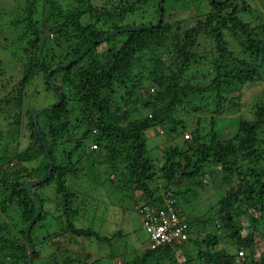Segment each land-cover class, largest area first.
I'll list each match as a JSON object with an SVG mask.
<instances>
[{
  "label": "trees",
  "instance_id": "1",
  "mask_svg": "<svg viewBox=\"0 0 264 264\" xmlns=\"http://www.w3.org/2000/svg\"><path fill=\"white\" fill-rule=\"evenodd\" d=\"M201 1L71 0L64 7L57 0H46L38 12L36 1L26 0L18 7L8 23L9 34L3 31L9 35L3 38L4 47L7 41L18 46L23 69L16 88L0 97V113L11 108L16 111L11 122L14 129H0V212L12 208L22 227L18 230L20 242L7 245L9 253L3 254L0 264H28L24 231L36 203L24 185L45 177L46 155L51 167L49 177L30 188L41 212L28 230L32 249L29 264H37L41 246L43 253H51L45 257L47 264H90V251L78 246L77 237L108 244L110 238L121 237L118 231L100 236L73 222L80 213L75 205L82 192L77 182L86 175L92 178L93 173L101 179L102 187L112 192L122 191L123 186L139 192L134 204L138 216L142 206H154L171 195L173 210L187 222L186 242L177 246H192L194 260L179 263L172 253L176 244L154 245L150 241L132 256L134 259L121 264H264V241L260 251L262 234L256 228L258 218L264 217V171L255 172L251 167L264 163V101L254 107L251 120H238L231 136L223 141L214 127L224 110L237 106L234 93L239 94L240 87L255 83L264 74V23L244 21L238 12L245 13L247 8L236 9L234 0H205L206 5ZM47 33L52 35L51 40ZM201 45L205 50L198 52ZM201 67L208 69L202 73ZM31 74L42 77L43 91L54 100L34 118L37 109L27 110L26 127L22 129V117L16 109L22 103L20 94L31 83ZM194 99L202 102L203 111L209 110L210 101L212 114L193 116L203 113ZM178 111L181 116L175 119ZM190 117L196 125L201 118L207 119L208 130L202 133L193 128L182 145L167 146L154 169L146 158L144 131L161 128L164 120L172 121L171 133L183 131ZM75 131H80V137L74 140ZM20 133H26V139L19 137ZM86 142L96 148L91 149ZM66 144L73 146L69 151L59 150ZM86 146L89 153L83 150ZM235 157L248 163L249 179L241 177L239 168H233ZM10 158L17 159L12 171L1 165ZM18 162L28 164L23 166L24 176L15 168ZM82 162L96 170L92 176L87 166L80 165ZM96 164L103 169L95 168ZM206 164L219 168L228 184L232 176L237 177L217 209L216 219L227 234H199L200 230L193 228L178 209V198L183 202V190ZM154 179L162 185L152 190L149 186ZM45 186L57 195L55 212L45 211L44 199L36 193ZM241 217L251 219V225L244 227ZM44 222L49 231L44 230L39 237L36 229H43ZM4 226L0 224V231ZM220 238L225 246L219 249L216 245L221 244ZM239 249L242 257L237 254ZM255 252L258 262L253 257ZM53 253H61V263Z\"/></svg>",
  "mask_w": 264,
  "mask_h": 264
},
{
  "label": "rangeland",
  "instance_id": "2",
  "mask_svg": "<svg viewBox=\"0 0 264 264\" xmlns=\"http://www.w3.org/2000/svg\"><path fill=\"white\" fill-rule=\"evenodd\" d=\"M25 1L26 0H0V5L2 6L0 9V29H2V35L0 36V97H3L11 90L16 88L18 80L21 77L23 63L18 58V46L7 41V47H4L6 42L3 38L5 37L8 39L9 35L7 36V34L3 31H6L9 34L7 28L8 23L14 19L18 7L22 6ZM35 1V10L40 12L42 10L41 5L46 0ZM57 1L64 7L71 4V0ZM201 2V5H206L205 0H202ZM232 4L236 7V9H241L242 6L247 8L245 13L240 10L238 12V16H240L244 21L249 22L251 25L264 23V0H234ZM135 21L137 22L138 20L135 19ZM139 22L140 20L137 23ZM47 37L50 40L53 38L50 33H47ZM201 49H203V51L205 50V48L201 45L197 49L198 52H200ZM233 49L236 50V46H234ZM4 52L5 55L3 56ZM207 69L208 68L205 69V67H201L199 72L205 73ZM3 72L4 76L2 77ZM199 76L200 75L197 74L196 78L198 79ZM5 77L7 80L2 83V80ZM41 78L42 77L40 75L35 77L34 74H31L30 85H28L26 90L20 94L22 103L20 108L16 110L22 117L19 120L20 127L22 129L26 127L25 124L27 116L25 113L27 110L37 109V112L35 113L38 114L43 108H46V106L52 103L54 100L49 93L43 91L41 85L43 80ZM208 79L209 78L203 79L201 82L204 83V80L206 81ZM234 98L235 103H237V108L234 105H230L229 109L224 110L219 117L215 116V118L217 117L214 126L215 132L217 137L222 141L225 138L231 136L232 130L236 127L238 120H251L253 117L251 112L254 110V107L264 101V74H262L261 78H259L255 83L240 87L239 94L238 92H235ZM193 103L198 105L200 107H198L199 109H202V102L194 99ZM208 106L209 110L203 111L202 109L203 113L195 112L193 116L207 117L208 115H211L212 111L210 109H212L211 107H213V105L210 104V101H208ZM181 113V111L176 112L174 118L179 119ZM15 115L16 111L13 108L10 109V112L5 110L3 113H0V129L2 131L5 132L11 130L13 126L11 125V122ZM171 122V120H168V122H165L164 120V124L161 128L151 127L143 133L146 158L151 161L154 169L160 165L162 160V150L167 146L182 145V139L189 137V133L193 128H197L202 133L206 132L209 128L207 119L201 118L199 125H196V120L190 117L187 124H184L185 128L183 131H179L177 129L175 133H171L169 131ZM13 129L14 127L12 130ZM78 132L80 131H75V134L73 133L74 140L80 137ZM92 133L95 134L93 131ZM18 136H23L26 139V133H20ZM4 138L7 139V137ZM25 139L22 141L25 142ZM86 143L89 144L88 142ZM72 144H66L65 147H62L61 145L59 150L61 148H65V150L69 151L73 146ZM90 145L91 143L89 144V147ZM83 150H87V153H89L88 146L84 147ZM232 161L234 166L233 168H239L241 177L249 179L250 177L246 172L248 163H245L238 157H235V159ZM16 162V158H10L7 163L4 162L1 165L4 168L6 167V170L12 171ZM80 165L87 166V171L91 174V176L92 173L96 171L92 167L88 166L87 163L82 162ZM23 166L27 167L28 164L22 165L18 162V165H15V168L21 171V176L25 175L23 172ZM251 167L255 172L264 171V163H261V165L257 164L256 166L251 165ZM95 168L103 169V166L96 164ZM96 175L97 174L93 173L92 178H86V175L83 177V179L77 182V185L80 186V191L82 192L79 194V198L75 205L78 204L80 213L73 218V222L76 227L90 228L100 236L107 237L112 235L115 231H118L120 232L121 237L110 238L109 244L100 243L94 239L77 237V244L83 250L87 249L90 251V253L87 254L89 255L87 258L88 263L90 264H121V262H124L129 258L130 261L131 259H134L132 256L137 255L150 245L149 237L142 227L137 211L134 209V204L138 199L136 196L139 195V192L130 190V187L127 188L126 186H123L122 191L112 192L111 189H108L109 187H102L100 184L102 181L98 176L96 177ZM262 180H264V177ZM70 182L73 184V181ZM235 183H237V177L232 176L231 182L228 184L224 180L223 174H220L219 168L214 165L206 164L201 167L200 174L188 184L185 190H183V196L180 197L183 202H181V200L178 198V209L182 212V215L192 222L193 228L197 227L200 230L199 233L196 229L195 233L203 234L204 232L210 233V231L212 233H221L222 231L226 233L225 229L222 228L221 224L216 219L217 209L219 207L220 201L223 199L226 189L229 186H234ZM159 185L161 186L162 182L159 181V179H154L152 182H150L149 188H152L153 190ZM36 193L40 198L44 199L42 204L43 209L48 212H55L54 209H57V195L55 192L53 193V188L50 186H45L37 189ZM58 214H60V211ZM199 220L203 221L205 224H197V222H195ZM239 220L244 227L251 225L249 223L251 219L246 220L245 218L241 217ZM1 223H4L5 226L4 229L0 231V260L3 259L4 253H9V248H7L8 244L12 242H20L18 230L22 227V223L18 214H15L12 208H8L7 212L5 213L0 212V224ZM217 223H219V226H217ZM46 224L47 222L43 223V229H36L39 237L44 234V230L49 231V227H45ZM263 227L264 217H260L256 222V228L258 232L262 234V241H260L258 244L260 245V251L261 243L264 241ZM220 241L221 244L217 243L218 245H216L219 249L222 248V246H225V242L222 240V238H220ZM40 249L44 252L43 246H41ZM191 250L192 246L189 244L181 247H178L177 245L172 247V253L176 255V260L178 259V261H180L179 263H184L185 261L189 263L190 261L194 260L193 254L195 253L191 252ZM253 250L255 251V246ZM238 251H241V249ZM249 251L252 252L250 249ZM43 252L39 254L40 257L35 261V263L47 264L45 257L51 253ZM255 253L253 257L255 261L258 262L259 255L257 254L258 252ZM53 255L55 258L58 257L60 259V263L62 262L61 253H53ZM129 261L125 262V264H133L129 263ZM165 264L170 263L165 261Z\"/></svg>",
  "mask_w": 264,
  "mask_h": 264
},
{
  "label": "built area",
  "instance_id": "3",
  "mask_svg": "<svg viewBox=\"0 0 264 264\" xmlns=\"http://www.w3.org/2000/svg\"><path fill=\"white\" fill-rule=\"evenodd\" d=\"M90 148L94 149L96 146L92 144ZM173 203V198L169 195L154 206L146 204L140 209V222L154 245L170 243L178 245L186 242L187 222L180 213L173 210ZM161 205H164L167 211ZM237 254L242 257L241 251Z\"/></svg>",
  "mask_w": 264,
  "mask_h": 264
},
{
  "label": "water",
  "instance_id": "4",
  "mask_svg": "<svg viewBox=\"0 0 264 264\" xmlns=\"http://www.w3.org/2000/svg\"><path fill=\"white\" fill-rule=\"evenodd\" d=\"M159 1H160V0H159ZM35 114H36V113H34V114L32 115L33 118L35 117ZM43 149H44V151H45V147H43ZM46 158H47V162H48V168H47V173H46L45 177L42 178V179H40V180L30 181V182H28V183H26V184L24 185V189H25V191H26V192H27V193H28V194L34 199V201H35V203H36V211H35L33 217L31 218L30 222L28 223V225L26 226L25 231H24L25 243H26V246H27V254H26V258H27V262H28V264L30 263V259H31V251H32V249H31V247H30V244H29V242H28V239H27L28 230H29L31 224L33 223V221H34L35 218L39 215V212H40V203H39L38 199L35 198L34 195L30 192V188H31L32 186H34V185H37L39 182L45 181V180L49 177L51 167H50V163H49V161H48V157H47V155H46Z\"/></svg>",
  "mask_w": 264,
  "mask_h": 264
}]
</instances>
